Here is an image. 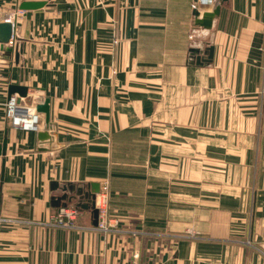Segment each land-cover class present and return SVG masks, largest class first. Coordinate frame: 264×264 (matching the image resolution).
<instances>
[{"label":"crops","instance_id":"1","mask_svg":"<svg viewBox=\"0 0 264 264\" xmlns=\"http://www.w3.org/2000/svg\"><path fill=\"white\" fill-rule=\"evenodd\" d=\"M193 1L0 0L44 3L0 49V264H264V0L210 30ZM12 85L50 100L52 143L9 124ZM92 183L117 225L74 198L57 226L62 186Z\"/></svg>","mask_w":264,"mask_h":264},{"label":"built area","instance_id":"2","mask_svg":"<svg viewBox=\"0 0 264 264\" xmlns=\"http://www.w3.org/2000/svg\"><path fill=\"white\" fill-rule=\"evenodd\" d=\"M217 0H194L192 4L193 10L199 9L201 12L208 8H213L217 4ZM25 11L17 9L16 11L3 14L0 12V23H9L12 26V35L8 43L4 47L9 49H16L22 40L20 37L19 25L21 20L25 17ZM116 43V42H115ZM3 47L0 43V49ZM6 118L9 124L15 128L27 132H39L42 129L43 120L37 113L36 104L28 105L26 97L19 95H12L5 103ZM109 184L104 183L100 187V192L96 198V208L99 213V222L97 229L102 232H109L112 227L117 225L115 220L110 219L109 215ZM79 209L76 207H63L55 215L53 219L55 224L60 227L70 228L73 226ZM4 221L0 216V225ZM112 221L114 223L112 224ZM135 264V263H131Z\"/></svg>","mask_w":264,"mask_h":264},{"label":"water","instance_id":"3","mask_svg":"<svg viewBox=\"0 0 264 264\" xmlns=\"http://www.w3.org/2000/svg\"><path fill=\"white\" fill-rule=\"evenodd\" d=\"M217 4L213 7V10L210 12H201L199 9L194 10V16H195V24L196 26H199L203 29L210 30L212 28L213 20L215 17L218 16L220 13L221 5L227 2L228 0H217ZM44 6V3L39 2H23L20 6V9L25 11V17H26V25H25V33H24V39L31 38L30 35V27H31V12L33 10H37ZM20 26V25H19ZM12 35V26L9 23H0V43L2 46H4L6 43L9 42ZM201 53V50L197 48L191 49V55L192 59H196L199 54ZM205 54L208 55V58H203L202 62H199V65H208L211 62L212 56H213V48H209L208 51L205 52ZM19 93L20 97H26L27 96V88L26 87H20V86H10L9 88V96H11L14 93ZM37 113L41 116L43 120V130L37 132L38 138L40 142H48L52 143V135L51 131L53 130V125L50 122V100L44 99L42 103H38L36 105ZM54 133V132H53ZM1 149V148H0ZM6 149V143H4V148L2 151H0V155L4 152ZM47 149H50L47 147ZM57 185H53L56 187ZM58 188V187H57ZM62 192L64 193L61 197L55 198V206H60L62 201L63 207H67V203L74 200V198H77L79 201V204L77 207L88 209L91 208L94 212L96 220L98 219V209L96 208V198L97 194L100 192V185L98 183H92L90 185L89 192H85L83 187L80 188H73L71 185H63L61 188ZM88 203L87 205H83L84 201Z\"/></svg>","mask_w":264,"mask_h":264}]
</instances>
